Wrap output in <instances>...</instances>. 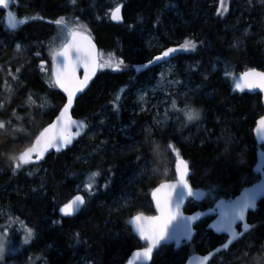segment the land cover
Masks as SVG:
<instances>
[{"label":"trees","instance_id":"1","mask_svg":"<svg viewBox=\"0 0 264 264\" xmlns=\"http://www.w3.org/2000/svg\"><path fill=\"white\" fill-rule=\"evenodd\" d=\"M229 3L230 0H215L206 10L205 3L197 6L192 0H76L75 3L72 0H12L16 15L26 23L8 29L9 34L0 46V50L3 48L0 53V104L3 105L0 121H10L5 130H0V189H5L0 192V210L7 207L13 214L15 208H24L25 218L36 231L28 254L16 253L11 246L14 259H7L5 253L0 264H74L78 258H81L80 264H123L130 252L140 247L127 226L128 215L112 210L111 200L122 190H131L141 205L138 212H152L149 192L158 181L142 179L126 187L122 171L128 170L133 163L149 162L153 156L147 147H141L112 157L108 152L123 147L129 140L122 139L119 134L113 136L109 131L126 125V131L139 139L133 130L148 125L150 117L148 113L136 112L137 105L128 95L130 84L133 80L144 82L148 73H152L147 62L153 56L167 48L180 49L186 40L195 43L196 48L194 51L180 50L179 60H199L208 65L216 61L219 67L202 81L205 87L197 91L199 97L182 109L189 107L199 111L198 121L207 125L210 135H221V140L228 142L225 148L232 150L231 145H234L235 150L223 154L221 140L187 147L179 144L191 170L190 184L205 189L208 196L200 203H189L184 212L207 208L211 197L234 196L242 183L255 178L252 167L258 146L251 132L264 110L257 94L240 95L234 92L231 84L234 75L241 71L264 67L260 45L264 41V20H256L259 36L255 33L256 38H247L239 52L227 53L225 48L232 43L229 33L234 30ZM18 5L21 7L17 8ZM117 6L122 8V25L110 20ZM191 11L197 16H188ZM174 12L187 22L186 27L177 25L180 21H176ZM60 18L71 27L83 26L84 34L95 41L101 62L110 57L113 67L116 61L122 62L119 71L100 67L90 88L77 99L72 111L77 122L84 125L77 143L83 141L85 134L102 118L101 137L96 141V148L92 146L72 156L77 150L76 143L65 152L49 155L39 165H24L13 174L12 159L7 158L29 146L64 103L51 77V50L59 47L61 35V28L55 21ZM146 32L161 36V49L145 48ZM18 43L19 52L16 51ZM143 64L146 69L137 71ZM159 135L163 143L166 137ZM169 137L171 144L177 142L175 134ZM107 140L108 144L100 149L102 141ZM243 148L246 150L241 155ZM92 173L98 175L91 181V190L79 189L81 184L89 182ZM173 178L171 172L166 180ZM15 186L17 193L6 192ZM76 193L85 199L81 213L72 219L58 217L57 209ZM249 217L251 232L225 253L235 258L239 256L244 264H258L256 259H261L260 264H263L264 200ZM7 229L10 235L19 230L15 225ZM199 247L196 246L197 251ZM193 252V249L181 247L175 251L172 246H163L150 264H182L184 257Z\"/></svg>","mask_w":264,"mask_h":264},{"label":"rangeland","instance_id":"2","mask_svg":"<svg viewBox=\"0 0 264 264\" xmlns=\"http://www.w3.org/2000/svg\"><path fill=\"white\" fill-rule=\"evenodd\" d=\"M193 3L201 4L205 3L206 10L214 4L215 0H192ZM185 4V2L183 3ZM230 10L229 14L232 15V24H234V30L229 33V36H232V43L230 46L225 48L227 53L239 52L243 46V43L246 42L247 38L255 37L256 34L259 36V26L256 22L257 19L264 20V2L262 0H230L229 3ZM204 9V10H205ZM197 13V10H196ZM188 16L193 15V12H188ZM263 14V15H262ZM173 15H176V21H180L177 25L185 26L187 22L183 20L181 15L177 12H174ZM262 15V16H261ZM197 16V14L193 15ZM244 23L246 25L242 26ZM256 28V29H254ZM256 33V34H255ZM164 36V34L161 33ZM145 40L143 45L146 49L158 48L161 49L163 46V41L161 36L156 33L146 32L144 34ZM62 34L59 37L58 45L60 44ZM264 38V37H263ZM175 41V40H174ZM260 44V43H259ZM235 45V46H234ZM261 50L264 54V41H261ZM176 48V47H171ZM178 49V48H176ZM166 50V49H165ZM164 51V50H163ZM182 56L180 50L174 53V57L170 59V63L164 62L163 64L156 66L155 72L148 73V76L144 82H137L133 80L130 84V92L128 95H131L132 101L137 105V113H148L149 123L144 125L141 129L135 128L133 130L136 136H139V139H135L133 135L129 134L126 131V125H121L120 127H113L110 129L109 133L113 136L117 134L120 135L122 139H127L129 142L124 144L123 147L110 150L108 153L112 156H123L128 152L139 150L135 145L139 142L143 144L145 140L156 141L158 142V149L160 147L159 155H156L153 152L152 147H157L156 144H149L147 147L148 153L152 154L153 158L149 162H144L142 164H132L128 170L122 171L124 176L122 179L126 187H129L130 184L136 183L142 179H150L157 176L158 180H166L171 172L174 173V164L176 162L175 153L178 152L180 158L182 156V150L180 149L179 144H183L186 147L196 143L197 145H202L208 142H220L222 139L221 135L218 137L211 136V132H208L207 125L199 122L198 120L187 121L184 117V114H181L182 107L188 105L189 102L195 98H198L197 91H201L205 87L203 82L211 73H214L218 69V65L215 63H210L209 65L201 61L187 62L186 60H179ZM149 60V59H148ZM147 60V61H148ZM209 66V67H208ZM146 69V64H143L137 71L143 72ZM210 92V91H209ZM143 96L144 99L141 100L140 97ZM207 97H209L207 95ZM206 97V98H207ZM173 102H175V108H173ZM184 111V109H182ZM103 121L101 118L96 126L89 132H87L83 138V141H80L76 145V152L72 156H76L80 153L85 152L88 148L92 146L96 148V141L100 139V134L102 132V127L100 123ZM214 122H217L214 120ZM165 128V132H164ZM149 132L151 133L149 135ZM164 134L168 140V148L164 146L155 135ZM175 134L177 136V142L171 144V138L169 136ZM170 141V143H169ZM221 148H224L223 154H231L235 150V146L231 145L232 150H229L226 146L227 140H221ZM108 144L102 141L100 149L103 146ZM172 145L173 147H169ZM164 146V147H163ZM151 147V149H150ZM230 147V148H231ZM146 149V147H144ZM174 149V150H173ZM227 149V151H225ZM244 150V151H243ZM241 155L245 152L246 148H243ZM164 151V153H163ZM240 154V153H239ZM88 163L89 161H84ZM256 178H253L251 181H248L246 184L242 183L238 190L246 187L253 183ZM89 182H84L80 185L79 189L83 191H89L85 187V184ZM17 187H13L7 193L15 192L17 193ZM5 189L1 188L0 192H4ZM217 197H211V200L214 201ZM231 198V197H227ZM111 209L114 211L125 212L129 216L131 213L135 214L141 209V205L137 201L136 197L132 195L131 190H122L120 194H117L116 197L111 200ZM24 208H15L11 214L7 207H4L0 210V220L5 222H0V242L5 245L6 258L13 260L11 256V250L13 249L16 253H23V255L28 254L31 251L30 244L34 241L33 235L29 238V242L25 244L23 241L27 236L25 229L31 230L32 234L35 233V229L32 223L27 220L25 215ZM130 214V215H129ZM15 225L19 228L17 231H13L10 234L8 231V226ZM7 232V236H5ZM12 237L15 239L13 240ZM205 240V242H204ZM203 241V245H209L210 238L204 239V235L201 233L197 236L196 244ZM32 242V243H31ZM34 244V243H33ZM12 246V249H11ZM74 255H77L76 253ZM2 260V258H0ZM38 260V259H37ZM77 262L74 264H80L81 258L76 259ZM239 256L234 257L229 254H222L216 259L213 260L212 264H244L242 261H239ZM8 262V261H7ZM41 262V259H40ZM258 264L261 263V259H256ZM32 263V262H30ZM7 264H13L8 262ZM264 264V263H263Z\"/></svg>","mask_w":264,"mask_h":264},{"label":"snow or ice","instance_id":"3","mask_svg":"<svg viewBox=\"0 0 264 264\" xmlns=\"http://www.w3.org/2000/svg\"><path fill=\"white\" fill-rule=\"evenodd\" d=\"M76 0H72L75 3ZM264 2V0H262ZM11 0H0V9H8ZM120 7L117 6L111 13L113 20H119ZM6 19L8 26L11 29H16L18 24L26 23L25 20H17L15 14L11 11L7 12ZM55 24L61 28L62 38L59 47L52 48V83L58 87L67 97V102L64 104L56 121L45 127L35 138V142L30 147L26 148L18 155L10 157L13 162V174L16 173L22 166L34 163L44 158V155L50 148H55L57 151L61 147L71 144L74 139L73 133L70 128L73 124L77 129L82 128L84 125L80 122H75L68 116L69 109L73 105L74 98L77 92L83 91L87 86L89 80L95 75L97 68L100 67H113V61L110 57L109 60L101 62L100 54L96 51L95 45L92 43L91 38L84 34L83 26L71 27L65 23L63 18L57 19ZM235 46V45H234ZM196 48L195 43L185 41L179 50L194 51ZM21 46L19 43L16 46V51L19 52ZM178 49L168 48L162 53L161 56L155 58L157 62L164 61L170 63V58L173 53ZM122 62L116 61L113 67L114 71L120 70ZM41 70H44V65L41 64ZM83 69V79H79L77 71ZM19 71V70H17ZM16 78L15 76L13 77ZM236 89L243 91L245 88L251 90L259 88L264 92V72H258L255 69L244 72L239 82L236 83ZM144 99L143 96L140 97ZM3 105L0 104V109ZM175 108V102H173ZM184 117L187 121L191 122L200 118L199 111L186 107L183 111ZM10 123L0 121V130L6 129V124ZM257 133L264 135V117L257 121ZM151 133L149 132V135ZM79 135V130L75 133ZM149 144H156L157 147L153 149L156 155H159L158 142L145 140L143 144L139 142L135 145L137 149L141 147H148ZM169 147H173L169 145ZM174 150V149H173ZM227 151V149H225ZM176 155V176L175 182H162L152 192V199L155 204L156 215L144 216L138 213L131 219V224L138 234L139 239L146 243V247L138 250L133 254V259L128 261V264H135L136 260L147 261L150 260L154 250L162 243L169 240H176L179 244L181 237L191 238L193 235L192 224L197 220L198 216H184L181 212V205L184 203L186 197L194 198L195 200L201 199L205 193L201 191H194L190 186L188 176V165L185 161L180 159L178 152ZM35 157V161L33 160ZM98 173H92L89 177V183L85 187L91 190V181L95 179ZM259 189H251L237 201L224 206L223 202L217 207L220 208V219L216 223V230L218 232L229 233L230 239L228 243L223 245L227 249L233 240L237 239L238 234L234 230L233 225L237 221L243 222L245 220V212L248 209L255 208L256 196L259 194ZM85 204V199L77 195L68 203L64 204L59 209L60 213L65 217H70L74 212L78 211L80 206ZM249 226L244 224V231L247 232ZM27 236L24 243L29 242V238L33 235L31 230L25 229ZM7 236V232L4 234ZM5 252L4 243L0 242V258H3ZM208 257H204L201 261H206Z\"/></svg>","mask_w":264,"mask_h":264},{"label":"water","instance_id":"4","mask_svg":"<svg viewBox=\"0 0 264 264\" xmlns=\"http://www.w3.org/2000/svg\"><path fill=\"white\" fill-rule=\"evenodd\" d=\"M119 7H120V6H119ZM0 10L4 11V14H5V20H6V23H7V25H8V21H7V19H6V15H7V12H8V11H11L10 5H9V8H8V9H0ZM113 10H114V9H113ZM113 10H112V11H113ZM11 12H12V11H11ZM111 13H112V12H111ZM119 16H120V19H119V20H113V19L111 18V14H110V20H111V22L114 23V24H118V25H120V24L123 23V18H122V8H121V7H120V13H119ZM85 35H86V34H85ZM86 36H88V35H86ZM89 37H90V36H89ZM90 38H91V37H90ZM91 41H92V43L95 45L96 51L99 53V51H98V47H97L95 41H94L92 38H91ZM161 55H162V53H161V54H158V55H156V56H154V57L148 62V66H149V67H156V66H158V65L163 64L164 61H159V62H157V61L155 60L156 57L161 56ZM172 57H173V54H172L171 58H172ZM171 58H170V59H171ZM253 69H255V70L258 71V72H264V70H260V69H257V68H253ZM253 69H251V70H253ZM98 70H99V68H97L95 75L91 77V79L89 80L87 86L84 87L83 91H80V92H77V93H76V96H75L74 101H73V105H72V107L69 109V113H68V116L70 117V119H71L72 121L77 122V120L72 116V111H73V109H74V106H75V103H76L77 99H78L79 97H81V96H82V95H83V94H84V93L90 88L92 82L94 81V79L96 78V76H97V74H98ZM251 70H247V71H251ZM247 71H244V72H247ZM244 72H242V73H241V74L235 79V81L233 82V88H234L235 92H237V93H239V94L246 93V94H249V95L259 94V99H260V101H261V106H262V109L264 110V92H261L259 88H255V89H251V90L245 88L243 91H240V90H237V89H236V87H235V86H236V83L239 82V78H240V76H241ZM51 75H52V63H51ZM83 75H84V73H83V69L81 68V69H79V70L77 71V76H78L79 79L82 80V79H83ZM56 89H57V91L62 95V97L64 98V103H63V105L59 108V110L57 111V113L55 114V116H54V117H53V118H52V119H51V120H50V121H49V122H48V123H47V124L41 129V130H40V131H39V133H40L41 131H43V129H44L45 127L49 126L50 124H52L53 122L56 121V118L59 116L61 110H62L63 107H64V104L67 102V97H66L65 93L62 92L58 87H56ZM262 117H264V113H263L258 119H256V121H255V126H254V128H253V130H252V135H253L254 142H255V144H257V145H259V146H264V135L259 134V133H257V131H256V128H257V121H258L260 118H262ZM78 130H79V135H75V133H76ZM70 131H71V132L73 133V135H74V139L72 140L71 144H69V145H67V146H63V147H61V150H60V151H57L55 148H50V149L48 150V152L45 153L43 159H41V160H39V161H35V157H33V160H34L35 162L32 163V164L39 165V164H41V163H42V162H43V161H44L49 155H51V154H53V153H61V152H65V151H67L68 149L72 148V147L76 144V142L78 141V139H79V136H80V129H77V126H76L75 124H73V125L71 126V128H70ZM39 133H38L36 136H38ZM36 136H35V138H36ZM35 138L32 140V142L30 143V145L27 146L26 148L30 147L31 144L35 142ZM26 148H25V149H26ZM25 149H24V150H25ZM255 158H256V160H255V164H254L252 170H253L254 175H255V176H258L257 181H255V183L250 184V185L246 186L245 188H243L242 190H240V191L237 193V195H235L234 198H232V199H226V198H224V197H223V198H220V199H217V200L214 201V203L212 204L211 209H206V210H196V211H194V212H192V213H185V212H184V208H185V206H186L189 202H200V201H202L203 199H205V197H206V196H205V195H206V191H205V190L200 189V188H195V187H193V186L189 183L190 186L193 187L194 191H201V192L205 193V195H204L201 199H199V200H195L194 198H188V197H186L184 203L181 205V212H182V214H183L184 216H198V217H199V218H198L197 220H195V221L193 222V224H192L193 235L191 236L190 239L187 238V237H181L179 244L177 243L176 240H169V241H167V242H162V243H161V244H160V245L154 250L153 255H154V253H156V252L158 251V249H159L161 246H164V245H166V246H170V245H172L173 248H174V250H178V249L181 248L183 242H185L186 244H189V243L193 240V238H194V236H195V233H196V230H195L194 227H195V226H196L201 220H203V219H205V218L212 217V216H213V218H212V220L210 221V223L208 224V230H210L211 232H213V234H215V235H217V236H224V235H225L226 238H225V240H224V243H222V244H220V245H218V246L213 247V249L208 250V251H207L206 253H204V254L195 253V254L190 255L189 257L186 258L184 264H201V261L203 260L204 257H208V259H207L206 261H203V264H210V263L213 261V259H214L215 257H217V256H219L221 253L225 252V250L229 249L232 245L236 244V241H237L238 239H240V238L243 237L244 235L248 234V232L251 230V229H250V223L248 222V219H249L248 215H249V213L258 210L259 203H260L261 201L264 200V149H259V150H257L256 153H255ZM181 159H182L183 161H185V162L187 163V165H188V162H187L185 159H183V158H181ZM175 165H176V162H175V164H174L175 178H174L173 180L163 181V182H169V183H171V182H175V181H176L177 176H176V167H175ZM190 176H191V170H190L189 165H188V176H187L188 182H189V178H190ZM160 183H162V182H160ZM160 183H159V184H160ZM159 184H157V185H156V186L150 191V193H149V202H150V204H151V207H152L153 213H152V214H144V213H142L144 216H153V215H156V214H157V213H156V209H155V204H154L153 199H152V192H153V190H154L155 188H157V187L159 186ZM251 189H259V190H260V191H259V194L256 196V200H255V208H254V209H248V210H246V212H245V220H244L243 222H241V221H237V222L233 225V228H234V230L237 232L238 237H237V239H235V240L232 241V243L229 245V247H228L227 249H224V248H223V245L226 244V243H228V241H229V239H230V236H229V233H227V232H218V231L216 230V227H215V226H216V223H217V221L220 219V215H219V213H220V208H218L217 206L220 205L221 202H223V205H224V206H227V205H229V204H231V203H233V202L239 200V199L245 194L246 191L251 190ZM77 195L82 196L81 194H75V195H73V196H72L67 202H65L64 204L68 203L70 200H72V199H73L75 196H77ZM64 204H62V205L59 207V209H60L61 207H63ZM83 207H84V205L80 206L79 210L76 211V212H74L73 215L70 216V217H65V216H63V215L60 213L59 209H58V211H57V214H58L59 217L66 218V219H72V218H75L76 216H78V214L82 211ZM137 214H138V213H136V214L132 215L131 217H129L128 222H127V225H128V227H129V229H130V233L135 237V239L137 240V242H138L142 247L139 248V249H134L133 251H131V253L128 255L126 261H125L123 264H128V261L131 260V259H133V254H134L136 251H138V250H142L144 247L147 246L146 243H145L144 241H142V240L139 239L138 234L135 232V230H134V228H133V226H132V224H131V219H132V217L135 216V215H137ZM244 224H247V225L249 226V230H248L247 232L244 231ZM238 225H240V231L237 230V226H238ZM153 255H152V257H151L150 260H147V261L136 260L135 264H150V262L152 261Z\"/></svg>","mask_w":264,"mask_h":264},{"label":"flooded vegetation","instance_id":"5","mask_svg":"<svg viewBox=\"0 0 264 264\" xmlns=\"http://www.w3.org/2000/svg\"><path fill=\"white\" fill-rule=\"evenodd\" d=\"M21 7V5H18L17 6V8H20ZM10 8H11V10H12V12L15 14V16H16V18H17V20H24V19H21L20 17H18L17 15H16V13H15V6L12 4V0H11V6H10ZM0 17H1V19H0V46L5 42V38H6V36L9 34V30L8 29H11V28H9L8 27V25H7V23H6V20H5V14H4V11H2V10H0ZM19 25H21V24H18V26ZM23 25V24H22ZM3 50V48L0 50V53H1V51ZM210 63H215L216 65H217V62L216 61H213V62H210ZM209 63V64H210ZM219 67V66H218ZM155 69L156 68H153V69H150V70H152V72L154 73L155 72ZM150 72V71H149ZM164 132H165V128H164ZM162 135H164V134H162ZM160 136L161 135H156L155 137H157L158 139L160 138ZM165 136V135H164ZM167 139V138H166ZM169 139H170V137H169ZM159 143L161 144V141H159ZM169 143H170V141H169ZM163 144H164V146H166L167 148H168V140H165L164 142H163ZM163 146V147H164ZM152 148H156V147H152ZM150 149H151V147H150ZM159 149H160V147H159ZM158 149V150H159ZM163 153H164V151H163ZM155 179V180H157L158 181V184L160 183V182H163V181H165V180H158V177L157 176H155V177H152V179ZM156 186V185H155ZM154 186V187H155ZM153 187V188H154ZM152 188V189H153ZM151 189V190H152ZM150 190V191H151ZM150 193V192H149ZM211 205H212V203H211ZM211 205L210 206H208L207 208H211ZM207 208H203V210L204 209H207ZM139 213V212H138ZM140 213H142V212H140ZM136 214V213H135ZM132 215H134V214H132ZM132 215H130L129 217H131ZM212 220V218H205L203 221H201L197 226H196V234H195V236H194V238H193V240L189 243V244H186V243H183V245H182V248H188V249H193L194 250V252L193 253H190V254H195V253H200V254H204V253H206L208 250H211V249H213V247H215V246H217V245H220V244H222V243H224V240H225V236H217V235H215V234H213V232H211L210 230H208V224L210 223V221ZM237 229L239 230V226H237ZM203 234L204 235V239H205V235H206V238H210V242L208 241V243H209V245H207V246H204L203 245V241L202 242H200V243H198V244H196V239H197V236L198 235H200V234ZM204 242H205V240H204ZM196 246H200L199 247V250L197 251L196 250ZM142 247V246H141ZM160 249V248H159ZM158 249V250H159ZM155 254V253H154ZM190 254L189 255H186L185 257H184V259H183V263L185 262V260H186V258H187V256L189 257L190 256ZM154 257V256H153ZM182 263V264H183Z\"/></svg>","mask_w":264,"mask_h":264},{"label":"bare ground","instance_id":"6","mask_svg":"<svg viewBox=\"0 0 264 264\" xmlns=\"http://www.w3.org/2000/svg\"><path fill=\"white\" fill-rule=\"evenodd\" d=\"M113 24H114V23H113ZM122 24H123V23H122ZM122 24H120V25H122ZM116 25H118V24H116ZM171 59H172V58H171ZM158 66H159V65H158ZM80 213H81V212H80ZM203 220H204V219H203ZM203 220H201V221H203ZM201 221H200V222H201ZM200 222H199V223H200ZM199 223H198V224H199ZM198 224H197V225H198ZM197 225H196V226H197ZM196 226L194 227L195 230H196ZM195 234H196V233H195ZM183 264H184V263H183Z\"/></svg>","mask_w":264,"mask_h":264},{"label":"clouds","instance_id":"7","mask_svg":"<svg viewBox=\"0 0 264 264\" xmlns=\"http://www.w3.org/2000/svg\"><path fill=\"white\" fill-rule=\"evenodd\" d=\"M7 159H11V158L9 157V158H7Z\"/></svg>","mask_w":264,"mask_h":264}]
</instances>
